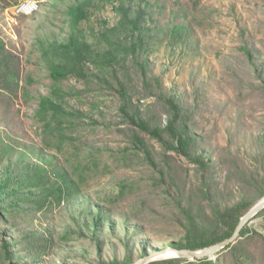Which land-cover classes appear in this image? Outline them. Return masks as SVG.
<instances>
[{
    "label": "rangeland",
    "instance_id": "374dc122",
    "mask_svg": "<svg viewBox=\"0 0 264 264\" xmlns=\"http://www.w3.org/2000/svg\"><path fill=\"white\" fill-rule=\"evenodd\" d=\"M17 1L0 0V264H131L186 237L187 205L208 223L258 199L264 0ZM168 99L190 157L132 121L164 129ZM239 239L211 264H264V215Z\"/></svg>",
    "mask_w": 264,
    "mask_h": 264
},
{
    "label": "trees",
    "instance_id": "16d2710c",
    "mask_svg": "<svg viewBox=\"0 0 264 264\" xmlns=\"http://www.w3.org/2000/svg\"><path fill=\"white\" fill-rule=\"evenodd\" d=\"M74 11L75 8L72 7L70 9V12L74 14ZM62 46L65 48H69V46L67 45ZM65 75L66 72L59 69H55L51 72V76L53 78L63 77ZM167 104L170 108L171 119L169 120L167 126L164 129H160L158 127H150L142 120H140L139 123L135 122L134 120L132 121L136 125L139 124L137 126H139L142 130L149 132L156 138H160L163 132H167V134L174 141H176V144L173 146L174 150L186 157H190L189 148L191 140L186 133V129H182L183 125L180 124L182 110L172 99H168ZM42 107L43 110L47 112L50 108H53L55 106L49 101L48 98H44L42 100ZM195 161L202 169H206L208 166V163L201 161L199 158H195ZM204 195L205 197L209 198L211 202L213 201V197L209 193L204 192ZM263 197L264 190L259 195L258 199ZM256 201L249 202L247 199H242L231 206L223 207L220 206V204L218 203H213L212 210L210 212V220L208 221V223H202L199 215L193 212L194 210L191 205H187L184 210L186 216V237L173 247L177 249L199 250L230 237L234 232L240 218L252 206L256 204ZM5 210V208L0 206V216L5 212ZM261 215H264V208L254 217H258ZM247 223L243 226L239 238L243 237L246 234ZM242 242V239H237L234 243H232V245L229 244L224 249L230 248L232 252H235L236 249H238V247L242 244ZM5 248H7L6 245ZM8 257H10L9 254ZM182 260L184 259L174 257L170 259L152 261L148 264H179ZM200 260L205 261L207 264H211V260H208V256H205ZM103 264L125 263L112 261Z\"/></svg>",
    "mask_w": 264,
    "mask_h": 264
},
{
    "label": "water",
    "instance_id": "95a60500",
    "mask_svg": "<svg viewBox=\"0 0 264 264\" xmlns=\"http://www.w3.org/2000/svg\"><path fill=\"white\" fill-rule=\"evenodd\" d=\"M264 208V197L261 198L254 206H252L239 220L232 235L222 241L212 244L208 247L199 250H189V249H177L173 247H168L166 249L153 252L149 255H145L134 261L131 264H148L152 261L167 259V258H189L195 260L196 258H202L215 254L216 252L224 249L227 245L234 243L240 237V232L243 226L249 222L257 213H259ZM173 253L172 256H168V253Z\"/></svg>",
    "mask_w": 264,
    "mask_h": 264
},
{
    "label": "built area",
    "instance_id": "2783aa9c",
    "mask_svg": "<svg viewBox=\"0 0 264 264\" xmlns=\"http://www.w3.org/2000/svg\"><path fill=\"white\" fill-rule=\"evenodd\" d=\"M39 0H18L10 5L14 13L21 15H31L39 8Z\"/></svg>",
    "mask_w": 264,
    "mask_h": 264
},
{
    "label": "bare ground",
    "instance_id": "6f19581e",
    "mask_svg": "<svg viewBox=\"0 0 264 264\" xmlns=\"http://www.w3.org/2000/svg\"><path fill=\"white\" fill-rule=\"evenodd\" d=\"M167 255H168V256H172V255H173V253H170V252H169Z\"/></svg>",
    "mask_w": 264,
    "mask_h": 264
},
{
    "label": "crops",
    "instance_id": "0c3cea01",
    "mask_svg": "<svg viewBox=\"0 0 264 264\" xmlns=\"http://www.w3.org/2000/svg\"><path fill=\"white\" fill-rule=\"evenodd\" d=\"M11 3V2H10ZM12 4V3H11Z\"/></svg>",
    "mask_w": 264,
    "mask_h": 264
}]
</instances>
